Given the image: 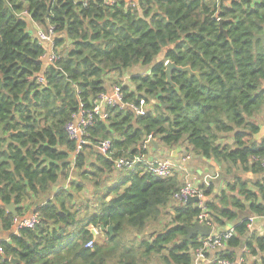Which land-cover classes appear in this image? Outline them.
Masks as SVG:
<instances>
[{"label": "trees", "instance_id": "1", "mask_svg": "<svg viewBox=\"0 0 264 264\" xmlns=\"http://www.w3.org/2000/svg\"><path fill=\"white\" fill-rule=\"evenodd\" d=\"M35 25L56 27V62L42 60L49 45L38 41ZM263 33L264 0H120L114 7L102 0H0V233L9 236L0 240V264H11L10 257L23 264H139L140 250L162 264H193L202 237L185 235L201 208L173 200L183 184L176 169L168 177L141 165L117 169L94 147L102 139L112 141L113 157L148 155L156 149L146 145L149 136L166 149L184 144L233 175L219 194L213 184L197 185L216 228L236 222L240 211L263 216L264 138L254 136L261 125L255 117L264 120V40L254 41ZM167 60L198 75L174 70L176 89L166 81ZM114 84L127 101L144 100L146 112L108 108V118L90 128L91 144L75 153L65 124ZM116 171L117 183L106 186ZM85 188L91 200L84 201ZM96 188L106 193L94 194ZM173 201L169 223L146 238ZM12 202L18 217L38 211L41 222L12 233ZM248 222L232 228L214 256L238 261ZM97 225L105 227L102 241L91 233ZM246 247L249 255L264 251V234H251Z\"/></svg>", "mask_w": 264, "mask_h": 264}, {"label": "built area", "instance_id": "2", "mask_svg": "<svg viewBox=\"0 0 264 264\" xmlns=\"http://www.w3.org/2000/svg\"><path fill=\"white\" fill-rule=\"evenodd\" d=\"M119 1L120 0H102V3L108 7H114ZM131 1L133 0H129V2ZM132 5H134V3H132ZM33 32L40 43L49 45V48L46 49L45 54L42 56V60L47 64L56 62L60 58V53L54 49L56 27L54 25H49V27L45 29L35 25V31ZM38 81L43 82L44 76L40 75L38 77ZM108 108H118L123 111L130 110L136 115H143L147 110L144 100H141L140 105L127 101L125 99L122 86L119 84L112 85L110 91H103L98 95L91 97L89 106H87L86 103H81L79 111L74 113L71 116V119L65 124V129L70 140L75 143V153L81 152L86 145L91 144L90 128L95 124L97 118H108ZM152 139L153 137L149 136L146 141V145L149 142L151 143ZM94 147L100 154L110 158L117 169L133 170L136 169L138 165H141L154 175L160 177L173 175L176 168H184L188 165L187 163L191 159V155L189 153H184L178 162L171 156L151 157L147 155H136L134 157H113L115 150L110 139H102L98 141ZM261 162L264 165V157L261 158ZM192 197L198 198L197 203L201 208V212L196 217L195 222L202 225L205 224L212 226L215 229L210 212L206 206L204 192L202 189L195 185L191 180H185L181 187L173 194V200L177 204L186 203ZM40 222L41 214L38 211H34L30 216L24 218L14 216L13 233L18 234L22 228L33 229ZM250 224L251 218L247 224L248 228L251 226ZM234 233L235 231L231 228L220 234H214L213 232L210 236L202 237L200 246L194 252L193 264H201L202 261L206 259L208 253L216 252L226 247V244ZM93 244V241H89L86 246L92 247ZM3 254L4 249L0 245V256ZM213 263L244 264L246 263V260L242 257L239 258L238 261L215 257Z\"/></svg>", "mask_w": 264, "mask_h": 264}, {"label": "crops", "instance_id": "3", "mask_svg": "<svg viewBox=\"0 0 264 264\" xmlns=\"http://www.w3.org/2000/svg\"><path fill=\"white\" fill-rule=\"evenodd\" d=\"M260 123L264 125V120H262ZM159 147H160L159 149H157V148L155 149L153 147H150L147 156L163 157V156L168 155V156L173 157L172 151L179 148L180 150L178 152L177 157H173L178 162L180 160V157L184 154V149L182 146L170 148V149H166V148H163L161 146H159ZM166 152H168V154ZM161 153H163V155H161ZM201 160L202 161L197 163V164L196 163L192 164L191 167L187 165L184 168H179V167L176 168V170H175L176 174L179 175L181 182H184L183 181L184 180L183 178L185 177L184 174L187 173L192 179L189 177V178H186L185 180H191L195 185L199 186L202 184H205V185L213 184L214 185V194H219L220 191L225 188V181L228 180L233 175L226 174L224 172V170L221 169V167L217 163H215V161H213V160H208V159H205L203 157H201ZM213 162L215 163V165ZM212 165H214L215 168H213V169L210 168V166H212ZM239 173L237 172V174H239ZM252 177L257 178L258 175H254V176L251 175V178ZM174 203L175 202H172L171 204H169L168 208L165 211V216L166 215L168 216L171 213V211L173 212ZM250 218H251V224H250L251 226L248 228L249 231L242 238V242H241L242 244L238 248H236L235 251H236V254L238 255V257H237L238 259L242 257L246 260V262L248 264H253L256 262L258 264H260V260L262 258H264V251H259L257 255H255V254L249 255V251L246 247V242H247V239L249 238V236H251V234H255V236H262L264 234V215L263 216H257L256 214H254L253 212H251L249 210L240 211L239 217L236 220V222H233L230 224H232L231 228H234L236 225H238L239 223H241L245 220L249 221ZM161 222H162V220L159 222H154L152 225L149 226V228H151V227L156 228V227H158V224H160ZM164 225L166 226V224H164ZM157 229H159V228H157ZM215 229H216V227H215ZM99 232H100V229H99ZM152 232L154 233L155 231H146L145 234H146V236H149L148 238H151L150 235L152 234ZM8 237H9L8 235H2V233H0V240L9 239ZM138 238H141V236L135 235L131 239L137 240ZM214 255H215L214 252L209 253V256H207L206 259L204 261H202L201 264H214L213 260L216 257ZM147 261H148V264H162L159 256H151L148 258ZM110 264H115V261L110 262Z\"/></svg>", "mask_w": 264, "mask_h": 264}, {"label": "water", "instance_id": "4", "mask_svg": "<svg viewBox=\"0 0 264 264\" xmlns=\"http://www.w3.org/2000/svg\"><path fill=\"white\" fill-rule=\"evenodd\" d=\"M226 21L227 20L221 19L219 21V25H220L221 31L224 32L227 35V32H226V30L223 27V24ZM257 39L264 40V33L255 36L254 41H256ZM174 70H178V71H182V72H188L190 75H198V73L193 71L192 68L189 65L188 66H179L175 62H173L171 60H167L165 62L166 81L169 84H171L173 87H175L176 89H178V85L173 81V78H172V73H173ZM254 136H255V138L257 140H261L262 138H264V125L263 124L259 125V131ZM151 143L157 149L160 148L159 145H157V143H156V141L154 139L151 140ZM179 150L180 149L177 148L174 151H172V156L173 157H177ZM190 202L191 203H197L198 202V198L197 197H192V198H190L188 200V203H190ZM6 208L15 217L18 216V213L16 211V206H15L14 202H12L11 204L6 205ZM113 228H114V225H111L110 227L107 228V231L113 233ZM99 229L104 230L105 227L103 225H101V226L97 225L96 227H92L91 228V233L93 234L95 239H97V237H98ZM213 232H214V228L212 226L205 225V224L202 225V224H200L198 222H195L193 226L187 227V235H185V238L189 239L194 234H198L200 237H206V236H210ZM9 260H10L11 264H23L22 261H20L19 259L14 258V257H10Z\"/></svg>", "mask_w": 264, "mask_h": 264}, {"label": "rangeland", "instance_id": "5", "mask_svg": "<svg viewBox=\"0 0 264 264\" xmlns=\"http://www.w3.org/2000/svg\"><path fill=\"white\" fill-rule=\"evenodd\" d=\"M138 72H141V71H137V72H135V73H138ZM125 80L123 79V80H121V82H120V84H124L125 82H124ZM263 117L262 116H257V117H255V119H256V121H262L263 119H262ZM182 147H183V149H184V153H189L190 155H191V159H190V161L187 163L188 164V166H192V164H194V163H199V162H201L202 160H201V157L199 156V155H197L192 149H185V145L183 144L182 145ZM164 148V147H163ZM167 154H168V152H166ZM161 155H163V153H161ZM166 156H168V155H166ZM211 163V162H210ZM214 163V162H213ZM214 165H215V163H214ZM214 165H212V166H210V168H215V166ZM187 173H185L184 175H185V177L183 178L184 180L183 181H185V179L186 178H189L190 176L187 174ZM120 175V172L119 171H116L115 172V174H114V178L112 179V180H109V181H107V183H106V186H109V185H114V184H116L117 183V178H118V176ZM191 178V177H190ZM192 179V178H191ZM70 181L71 180H67V181H61L62 183H60V186L62 187V188H68L69 186H70ZM90 183H88V182H86V185H87V187H90V185H89ZM59 186V187H60ZM89 188H85V191L84 192H82V196L85 198V200L84 201H86V200H91V194H90V190H88ZM94 191V194H105L106 193V190L105 189H103V188H96V189H94L93 190ZM110 199V198H109ZM77 200H79L78 198H77ZM174 202V201H173ZM175 204V203H174ZM172 215H173V212L171 211V213L167 216H164L163 217V219H162V222L160 223V224H158V227H151V228H148V231H153V230H155V229H157V228H162L163 226H165L164 224H167L170 220H171V218H172ZM170 216V217H169ZM154 222H152L150 225H152ZM149 225V226H150ZM231 226H232V224H230V223H228V224H226L225 226H221V227H217L216 228V230L214 231V234H220V233H222V232H225V231H227V230H229L230 228H231ZM154 233H156V232H154ZM146 238H148L149 236H145ZM142 238V237H141ZM141 238H138V239H141ZM137 239V240H138ZM103 240V237L101 236V235H98V241H102ZM138 257H139V259H138V262H139V264H145L146 262V264H148V258L149 257H141V250H140V252L138 253Z\"/></svg>", "mask_w": 264, "mask_h": 264}]
</instances>
